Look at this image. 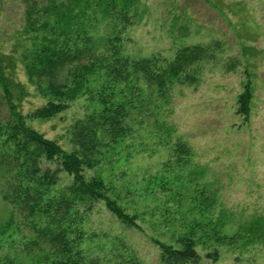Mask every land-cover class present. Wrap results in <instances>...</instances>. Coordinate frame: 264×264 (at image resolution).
Returning <instances> with one entry per match:
<instances>
[{
  "label": "rangeland",
  "instance_id": "374dc122",
  "mask_svg": "<svg viewBox=\"0 0 264 264\" xmlns=\"http://www.w3.org/2000/svg\"><path fill=\"white\" fill-rule=\"evenodd\" d=\"M33 2L49 0H0V53L14 59L15 78L28 92L22 102L27 115L46 102L24 68L23 54L32 49L26 10ZM129 16L131 24L123 28L122 38L131 56L173 58L181 46L215 47L212 57L194 66L193 81L175 82L168 99H159V107L142 125L104 150L102 162L86 171L89 177L104 178L120 202L138 214L143 230L123 225L103 202L95 204L84 227L115 236L142 264H163L153 239L173 240L172 234L182 231L185 223L204 219L200 210L214 218L221 210L233 213L235 222L226 221L224 233L264 215V0H132ZM105 25L98 34L110 32ZM248 78L254 98L245 121L237 113V102ZM93 108L80 97L52 119L27 122L72 149L74 122ZM0 117H8L1 86ZM179 142L191 148L184 168L177 165L174 152ZM200 189L210 199L201 196ZM10 210L0 195V224ZM31 237L21 228L9 229L2 236L0 264H45L39 260L42 252L31 249ZM244 247L199 245L203 257L197 264H264V242ZM215 250L217 261L205 256Z\"/></svg>",
  "mask_w": 264,
  "mask_h": 264
},
{
  "label": "trees",
  "instance_id": "16d2710c",
  "mask_svg": "<svg viewBox=\"0 0 264 264\" xmlns=\"http://www.w3.org/2000/svg\"><path fill=\"white\" fill-rule=\"evenodd\" d=\"M132 0H49L33 2L26 10V32L32 49L23 54L28 81L46 102L24 114L28 95L15 78L13 57L0 53V86L8 117H0V195L11 206L0 224L2 236L9 229L30 232L31 249L42 252L45 264H142L134 251L108 233L84 227L95 204L106 208L123 224L143 230L138 214L131 213L102 176H87L109 149L134 127L142 125L167 100L175 82L193 81L196 64L214 55L215 47L190 44L177 49L173 58L160 54L134 57L124 51L122 31L131 24ZM136 10V9H134ZM112 29L98 34L101 24ZM238 95L237 113L248 121L254 91L248 78ZM80 97L94 105L72 126L66 149L55 139L32 127L28 118L49 120ZM177 165H188L191 148L175 145ZM198 173V170H197ZM181 176H178V180ZM192 182V181H191ZM201 196L210 199L208 194ZM203 220L185 223L170 241L153 239L163 264H197L203 255L199 245L216 243L244 250L264 242V215L238 224L232 233L222 232L234 214L221 210L218 218L200 210ZM205 256L217 261L218 250Z\"/></svg>",
  "mask_w": 264,
  "mask_h": 264
}]
</instances>
